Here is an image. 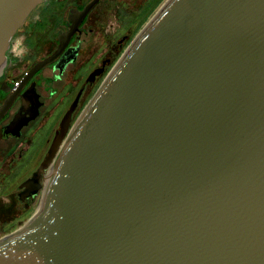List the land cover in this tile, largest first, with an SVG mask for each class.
<instances>
[{
  "label": "water",
  "instance_id": "obj_1",
  "mask_svg": "<svg viewBox=\"0 0 264 264\" xmlns=\"http://www.w3.org/2000/svg\"><path fill=\"white\" fill-rule=\"evenodd\" d=\"M42 3L0 0V72ZM103 77L0 264H264V0H166Z\"/></svg>",
  "mask_w": 264,
  "mask_h": 264
},
{
  "label": "flooded vegetation",
  "instance_id": "obj_2",
  "mask_svg": "<svg viewBox=\"0 0 264 264\" xmlns=\"http://www.w3.org/2000/svg\"><path fill=\"white\" fill-rule=\"evenodd\" d=\"M91 1L43 0L15 35L23 33L19 45L14 48V39L10 45L0 72L2 231L37 206L48 173L42 164L71 105L67 132L91 99L78 111L94 83L166 0H98L68 36L70 12H81Z\"/></svg>",
  "mask_w": 264,
  "mask_h": 264
},
{
  "label": "rangeland",
  "instance_id": "obj_3",
  "mask_svg": "<svg viewBox=\"0 0 264 264\" xmlns=\"http://www.w3.org/2000/svg\"><path fill=\"white\" fill-rule=\"evenodd\" d=\"M23 36V33H18V35L14 38V48L16 47V46H18L19 45V43H20V38ZM13 48V49H14ZM19 48V47H18ZM18 51H20V50H18Z\"/></svg>",
  "mask_w": 264,
  "mask_h": 264
}]
</instances>
